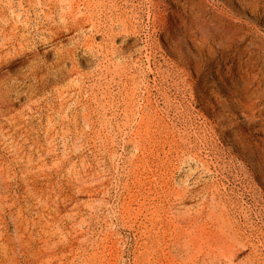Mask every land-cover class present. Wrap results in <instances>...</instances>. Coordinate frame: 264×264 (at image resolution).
Here are the masks:
<instances>
[{"label": "rangeland", "instance_id": "rangeland-1", "mask_svg": "<svg viewBox=\"0 0 264 264\" xmlns=\"http://www.w3.org/2000/svg\"><path fill=\"white\" fill-rule=\"evenodd\" d=\"M0 264H264V0H0Z\"/></svg>", "mask_w": 264, "mask_h": 264}, {"label": "bare ground", "instance_id": "bare-ground-1", "mask_svg": "<svg viewBox=\"0 0 264 264\" xmlns=\"http://www.w3.org/2000/svg\"><path fill=\"white\" fill-rule=\"evenodd\" d=\"M221 51H222V54L227 59H230V60L234 56H238L239 62L238 63H232L231 66H229L228 74L232 78L233 86L239 87L244 76H245V73L247 72V68H246L244 61L242 59H240L242 57V53H243L242 48H241V46L233 47L231 45H226V46L222 47ZM235 75H237V76H235ZM202 100H204V98H202ZM250 126H251V124H249V127ZM236 135L239 137H245L246 133L244 132V130L242 128H240V131H238L236 133Z\"/></svg>", "mask_w": 264, "mask_h": 264}]
</instances>
